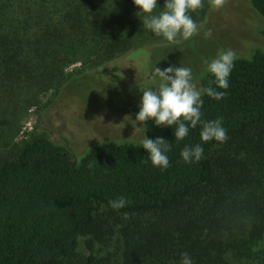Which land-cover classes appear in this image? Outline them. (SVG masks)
<instances>
[{"label": "trees", "instance_id": "16d2710c", "mask_svg": "<svg viewBox=\"0 0 264 264\" xmlns=\"http://www.w3.org/2000/svg\"><path fill=\"white\" fill-rule=\"evenodd\" d=\"M249 2L264 38V0ZM138 11L133 0H0V264H180L184 252L193 264H264V39L235 53L227 89L212 85L222 99L201 97V120L222 118L226 142H202L201 124L176 140L175 126L143 122L144 139L170 144L166 169L133 139L96 141L79 160L41 134L14 141L70 64L97 67L135 47ZM195 76L197 89L215 79ZM197 144L202 158L184 162ZM97 206L117 214L109 239Z\"/></svg>", "mask_w": 264, "mask_h": 264}, {"label": "rangeland", "instance_id": "374dc122", "mask_svg": "<svg viewBox=\"0 0 264 264\" xmlns=\"http://www.w3.org/2000/svg\"><path fill=\"white\" fill-rule=\"evenodd\" d=\"M166 0H157L152 15L164 10ZM199 32L188 40L169 43L141 25L135 47L115 59L88 67L81 61L67 67V80L58 93H51L38 106L31 105L18 120L21 128L14 141L41 134L65 146L78 160L99 140L144 139L143 122H137L144 86L160 83L156 67H186L196 74L221 50L251 55L264 39L263 20L249 0H226L219 10L210 9L195 22ZM210 33V35H205ZM253 46V47H252ZM252 48V49H251ZM142 49L143 51H139ZM248 55V56H249ZM208 61V62H207ZM196 72V73H195ZM106 217V238L116 233L117 214L97 206ZM115 232V233H114Z\"/></svg>", "mask_w": 264, "mask_h": 264}, {"label": "clouds", "instance_id": "9594fccd", "mask_svg": "<svg viewBox=\"0 0 264 264\" xmlns=\"http://www.w3.org/2000/svg\"><path fill=\"white\" fill-rule=\"evenodd\" d=\"M139 8L136 15L144 13L143 28L151 30L156 36H162L169 43L177 42V38L188 40L198 34L199 28L188 14L203 7L202 0H166L164 10L159 15H152L157 6V0H133ZM226 0H209L213 10L221 9ZM210 35V33L205 34ZM236 54L232 50H221L217 57L206 64V71L215 79L209 81V86L197 89L193 81L192 70L186 67H168L164 70L156 67L155 74L159 76V87L155 90H143L140 111L136 116L137 122L146 123L154 120L158 127L175 126L176 140H183L189 133V127L202 125L200 133L202 142L215 140L220 143L227 141V131L222 126V118L212 121H202V95L206 94L214 99H222L226 93L216 91L229 87V76L234 67ZM165 139L155 140L146 138L140 142L149 153L148 160L154 167L166 169L170 166L166 152L170 151V144ZM101 143V142H100ZM203 156L200 144L194 147L186 146L181 151V157L186 163L198 162ZM113 209L123 208L127 201L124 197L109 202ZM180 264H193L187 252L181 253Z\"/></svg>", "mask_w": 264, "mask_h": 264}]
</instances>
